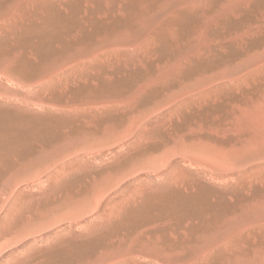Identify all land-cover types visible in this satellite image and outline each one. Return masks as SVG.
I'll use <instances>...</instances> for the list:
<instances>
[{"label":"rangeland","instance_id":"obj_1","mask_svg":"<svg viewBox=\"0 0 264 264\" xmlns=\"http://www.w3.org/2000/svg\"><path fill=\"white\" fill-rule=\"evenodd\" d=\"M0 264H264V0H0Z\"/></svg>","mask_w":264,"mask_h":264}]
</instances>
